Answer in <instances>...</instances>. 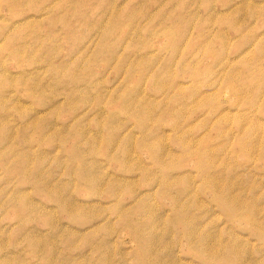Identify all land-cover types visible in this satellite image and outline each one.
Instances as JSON below:
<instances>
[{"label": "rangeland", "instance_id": "374dc122", "mask_svg": "<svg viewBox=\"0 0 264 264\" xmlns=\"http://www.w3.org/2000/svg\"><path fill=\"white\" fill-rule=\"evenodd\" d=\"M225 263L264 264V0H0V264Z\"/></svg>", "mask_w": 264, "mask_h": 264}, {"label": "bare ground", "instance_id": "6f19581e", "mask_svg": "<svg viewBox=\"0 0 264 264\" xmlns=\"http://www.w3.org/2000/svg\"><path fill=\"white\" fill-rule=\"evenodd\" d=\"M233 79V78H232ZM239 90V89H238ZM209 153V152H208ZM205 154H207V152H205ZM202 155H203V151H202ZM209 178H207V180H208ZM211 180V179H210ZM212 181V180H211ZM206 182H208V181H206ZM210 182V181H209ZM212 183H213V181H212ZM213 185H214V183H213ZM213 185H212V187H213ZM224 197V196H223ZM222 200H224L223 198H222ZM224 205V204H223ZM231 207V206H230ZM241 210V209H240ZM237 213V212H236ZM230 215V214H229ZM231 216V215H230ZM188 232V231H187ZM139 233H141V232H139ZM139 235H141V234H139ZM142 236V235H141ZM186 236H187V233H186ZM190 238V237H189ZM142 239V238H141ZM144 239V238H143ZM145 241V240H144ZM143 242V241H142ZM148 243V242H147ZM140 247H143L144 248V246L142 245H140ZM200 249H201V247H200ZM145 250V249H144ZM201 251V250H200ZM143 252V251H142ZM141 252V253H142ZM200 253V252H199ZM200 255V254H199ZM203 255V254H202ZM201 256V255H200ZM226 257H228V255L227 256H225V258ZM202 258V257H201ZM200 258V259H201ZM230 258L232 259V257H229L228 259H227V261H229L230 260ZM142 259H143V256H142ZM147 260H148V258H147ZM150 260V259H149ZM142 261V260H141ZM144 261V260H143ZM146 261V260H145ZM224 262V261H223ZM226 262V261H225ZM231 262V261H230ZM229 263V262H228ZM226 264V263H225Z\"/></svg>", "mask_w": 264, "mask_h": 264}]
</instances>
